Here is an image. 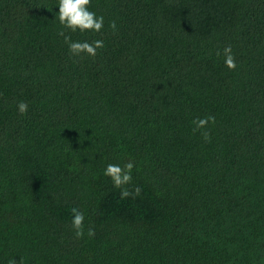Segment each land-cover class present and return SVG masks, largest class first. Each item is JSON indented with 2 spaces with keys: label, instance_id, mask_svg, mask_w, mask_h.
<instances>
[{
  "label": "trees",
  "instance_id": "obj_1",
  "mask_svg": "<svg viewBox=\"0 0 264 264\" xmlns=\"http://www.w3.org/2000/svg\"><path fill=\"white\" fill-rule=\"evenodd\" d=\"M55 4L0 0V262L264 264V0H92L95 57Z\"/></svg>",
  "mask_w": 264,
  "mask_h": 264
},
{
  "label": "clouds",
  "instance_id": "obj_2",
  "mask_svg": "<svg viewBox=\"0 0 264 264\" xmlns=\"http://www.w3.org/2000/svg\"><path fill=\"white\" fill-rule=\"evenodd\" d=\"M92 0H56L54 8L50 11L54 13V19H58L59 24L62 26L58 35L63 36L67 42L69 52L73 56L87 55L95 57L99 49L104 48L105 42L103 39H94L89 41L85 40H72L70 36L65 35V30L71 32H93L100 33L105 26V17L98 15L96 11L91 8ZM58 6V11L56 10ZM109 27L113 30L117 28L116 22L113 20L109 23ZM224 64L229 69H235L237 61L230 44L222 49ZM219 54V53H218ZM16 109L20 114H26L29 110L27 101L20 100ZM215 121V116L207 115L204 117H196L192 123L194 124L193 131H200L205 140L210 139V133L207 126L210 122ZM136 167L133 160H128L121 165L120 163H108L104 169L103 174L109 177L113 185L120 188V195L126 198L132 195L125 185L130 184L133 179V169ZM141 189L139 186L135 188V194L139 195ZM71 225L75 229L74 235L82 238L85 235L84 222L85 213L78 207L71 208ZM95 231L93 228H88L87 235L93 236ZM2 264V262H0ZM7 264H24V257L20 256L19 261L16 256H11L7 259Z\"/></svg>",
  "mask_w": 264,
  "mask_h": 264
}]
</instances>
